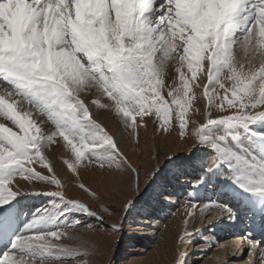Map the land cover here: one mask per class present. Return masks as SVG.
Instances as JSON below:
<instances>
[{
    "label": "snow or ice",
    "instance_id": "snow-or-ice-1",
    "mask_svg": "<svg viewBox=\"0 0 264 264\" xmlns=\"http://www.w3.org/2000/svg\"><path fill=\"white\" fill-rule=\"evenodd\" d=\"M82 93L133 134L149 120L178 129L207 150L224 190L264 220V0H0V264H88L81 258L94 254L73 234L91 226L74 217H103L66 197L46 155L53 144L63 143L77 180L81 166L134 173L139 192V172ZM18 178L54 186L31 193L49 205L26 217ZM192 239L185 228L178 244ZM247 245L242 264H264V241Z\"/></svg>",
    "mask_w": 264,
    "mask_h": 264
},
{
    "label": "rangeland",
    "instance_id": "rangeland-1",
    "mask_svg": "<svg viewBox=\"0 0 264 264\" xmlns=\"http://www.w3.org/2000/svg\"><path fill=\"white\" fill-rule=\"evenodd\" d=\"M81 95L85 102L89 103L93 118L120 142V150L127 156L132 168L139 172V192L135 191L136 176L134 173L127 174L115 170H100L95 166H81L77 170L79 174L77 180V175L68 169L64 163V160L69 158V154L63 147V143L52 145L49 156L46 155L49 162L54 166L58 178L67 185L66 197L87 204L92 211L103 217V223L96 218L82 214H76L74 217L81 219L85 225L91 226V228L84 227L73 233L79 237L82 235L87 243L91 242L90 246L94 249V254L81 259H86L88 264H175L181 257V253H183L182 256H186L188 251H192L190 258L186 260V264H205L208 254L217 251L219 253L227 252L225 260L220 264H225V261L231 264L230 261L233 259H229L238 255L235 253L236 250H232L231 247L224 250L222 244H215L214 236L208 231L215 228V223L212 222V225L207 226V228L202 226L201 229L199 226L204 225V221H201L197 215L188 220L185 215L188 211V201L192 196L190 190L194 191L193 187L195 188L193 181L190 180H194L195 177L194 167L196 166H191L195 160H192L188 168L186 164L182 166L183 162L171 163L169 158H174L173 156L182 158L195 151L196 148L192 141L187 138L181 139L178 129L175 131L169 129L168 132H164L158 129L156 125H151L150 120L146 127L138 128L136 134H133L131 129L124 128L113 113L98 109L90 104V101L95 98V93L87 96L83 93ZM197 103L200 108L205 106L203 100ZM153 129H155L157 144H155ZM189 131H191V125ZM156 148L159 153H157ZM169 163L171 165L167 168L166 174L161 177L155 175L158 166L163 167L164 165L165 167ZM36 170L43 171L47 175L46 170H41L39 166H36ZM153 176H155L154 180ZM220 178L223 180L222 177ZM78 183H83L96 194L98 199L93 201L88 194L78 187ZM36 186L43 187L48 191L56 190L54 186L50 185L36 183ZM177 188L180 190L177 191ZM31 193L32 191L23 196L28 198L36 196ZM23 196L18 197V199L22 200ZM49 199V197H45L41 204L23 201L27 204H21V210L26 217H30L31 213L37 209L48 206ZM129 199L137 202L134 207L126 210L123 206ZM204 200L208 201L206 204L209 207V217L222 216L228 219V214L219 205L231 207L236 215H239L236 208L227 202H222L217 198L211 201L210 197ZM181 203L182 207L180 208ZM100 206L108 209V211H99ZM179 210L182 214L177 216ZM176 218L182 219L181 229L176 228V224L174 225ZM185 220L188 221L187 225L184 223ZM121 221L123 222L121 233L117 236L111 235L112 225H119ZM195 226L199 227L201 230L199 232H202L203 235L196 234L197 236H193V243L190 242L188 245L180 247L178 244L179 236L185 231V228L189 233H193ZM205 237L209 238L206 239ZM232 237L226 233L224 237L218 240L221 241L223 238L224 242H227L231 241ZM208 240L211 241L209 250L205 247ZM64 242L70 243V246H76V243ZM191 244L194 248H190ZM88 247L89 245L86 248ZM246 251L248 250L246 249Z\"/></svg>",
    "mask_w": 264,
    "mask_h": 264
},
{
    "label": "bare ground",
    "instance_id": "bare-ground-1",
    "mask_svg": "<svg viewBox=\"0 0 264 264\" xmlns=\"http://www.w3.org/2000/svg\"><path fill=\"white\" fill-rule=\"evenodd\" d=\"M151 125L154 126L155 124L151 121ZM153 136H154V140L156 141L155 144H157V137H156V134H155V129H153ZM50 148H49L48 152H46V154L48 156H49V153H50ZM156 150H157V153H159L157 148H156ZM206 152H207V150H205V149H199V150H195L193 152H190L189 155H186L185 157H182V158L181 157H177V156H173L174 160L176 162H181V163L183 162L182 166H185L184 164H186L188 166V168L190 167V164H191L192 160H195L192 163L193 165H191V166H196V167H194V170H195L194 176L195 177H194V180L190 179L191 181H193L195 188L193 187L194 191L190 190L192 196H191V198L188 201V211L186 212L185 215L187 216L188 220L192 219L194 216L196 217V215H197V217L201 221H204L205 222L204 225L203 224L200 225L199 226L200 228L202 226H205V228H207V226H211L212 222H214L215 225H216L215 228H213L211 230H208V231H210L211 234L214 236L215 244H217V243L222 244V246L224 247V250H226V248H230V247L232 248V250H236L235 253H237L238 256H235V258L229 259V260L233 259L232 261H230V263L231 264H235V263H238V264L241 263L242 264V262L246 258V253H247L246 249L248 250L247 238L248 237H254V236H248V234H246L245 231L241 230V225L240 224L243 223V222L241 223V219L243 218V216H245V214L247 215V213H250L251 217L253 219L257 218L256 223L253 225L255 232L256 231L258 232V223H260V221L264 222V220L261 219V215L259 214L258 209L249 210L248 208H245L242 204H240L238 201L233 199L231 197V195L228 194L224 190L223 185H224L225 181L222 180L219 176L213 175V172L211 170V156L207 155ZM194 156H195V158H194ZM170 165L171 164L169 163V164L166 165L167 167L166 166L164 167V165H163V167L158 166V168H157V170L155 172V175L161 177L162 175L166 174V172H167L166 170H167V168ZM171 180H172V178H171ZM16 183H19L21 185H25L26 186V190L28 192H31V191L32 192H34V191L35 192L48 191V190H46V189H44L43 187H40V186H36L35 189H32L31 186L27 185V183L24 182L20 178L17 179ZM158 185H160V184H158ZM179 190H180V188H177V191H179ZM49 191H51V190H49ZM177 193H179V192H177ZM212 194H213V196H212ZM45 197L46 196H44V195H40V196L36 195L34 197H31V198H28L27 196L26 197L23 196L22 200L19 199L20 200V204L18 205V207L21 209V204L24 203L23 205H25V204H27V202H32V201L35 202L36 204H38V203L41 204L44 201ZM208 197H210L211 201L213 199L217 198L219 200H222V202H227L232 207L234 206L236 208L237 212L239 213L238 220L233 221V220H230L229 218L226 219L225 217H222V216H219V217H216V218L209 217V215H210L208 213L209 207L207 206L208 204H206L208 201L204 200V199H207ZM23 201H27V202H23ZM79 202H81V201H79ZM193 205H194V207H193ZM181 207H182V203L180 204V208ZM180 213H181V211L179 210L177 216H180ZM258 218H260V221H258ZM181 220H182L181 218H178L176 221H174V225L176 224L175 225L176 228L177 227L180 228ZM197 227L198 226H195L193 228L194 232L191 233V234H193V236H197L196 234L200 233L199 231H201L199 229V227H198V230H197ZM226 233H228L231 236H233L232 237L233 239L231 241L224 242V240L222 238L221 241H219L218 239L221 238V237H224V235H226ZM237 234H239V235H237ZM199 235L202 236L203 233L201 232ZM80 238H81V241L84 244L83 245L84 248H86L88 245L89 246L91 245V242L87 243L83 239L84 237L82 235L80 236ZM205 238L208 239L209 237H205ZM191 243H193L192 240H191ZM210 244H211V241L208 240L206 242V244H205V247H206L207 250H209L208 248L210 247ZM241 245L243 246V248H242L243 250H241V248H240ZM192 247H193V245L191 244L190 248H192ZM96 248H97V246L95 247V249ZM191 254H192V251H188V255L179 257V259L177 260V262L175 264H180L181 260H183V264H186V260L188 258H190ZM226 256H227V252H224V253L220 252L219 253V252L215 251L214 253L208 254V258L205 259V264H220V263H222L225 260Z\"/></svg>",
    "mask_w": 264,
    "mask_h": 264
}]
</instances>
